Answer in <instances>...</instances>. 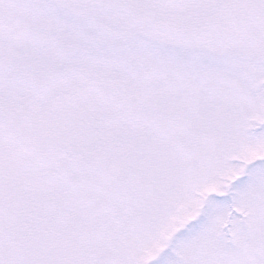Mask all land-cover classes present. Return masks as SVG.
<instances>
[{
	"label": "snow or ice",
	"instance_id": "obj_1",
	"mask_svg": "<svg viewBox=\"0 0 264 264\" xmlns=\"http://www.w3.org/2000/svg\"><path fill=\"white\" fill-rule=\"evenodd\" d=\"M0 264H264V0H0Z\"/></svg>",
	"mask_w": 264,
	"mask_h": 264
}]
</instances>
